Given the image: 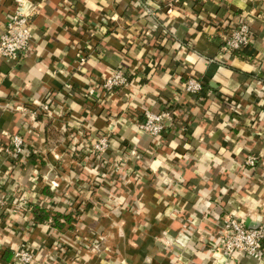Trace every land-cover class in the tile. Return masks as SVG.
I'll return each instance as SVG.
<instances>
[{"label":"crops","instance_id":"0c3cea01","mask_svg":"<svg viewBox=\"0 0 264 264\" xmlns=\"http://www.w3.org/2000/svg\"><path fill=\"white\" fill-rule=\"evenodd\" d=\"M17 1L0 0V35ZM23 1L34 43L0 56V264L22 247L33 264H264L210 253L230 214L264 224V0ZM235 22L252 31L242 54L223 51ZM118 69L130 85L106 96ZM190 77L202 96L185 95ZM167 107L174 126L154 143L140 125ZM86 122L110 139L101 181L75 154ZM17 134L31 157L13 164Z\"/></svg>","mask_w":264,"mask_h":264},{"label":"built area","instance_id":"2783aa9c","mask_svg":"<svg viewBox=\"0 0 264 264\" xmlns=\"http://www.w3.org/2000/svg\"><path fill=\"white\" fill-rule=\"evenodd\" d=\"M188 0H172L169 4V12L177 11ZM18 5L15 12L6 24L4 32L0 35V56L6 63L17 61L26 52L30 51L34 43V33L31 28L30 18L28 14L31 8L30 3L23 0L17 1ZM252 31L245 22H235L233 27L223 35V51L232 53L251 45ZM84 62L85 59L81 58ZM130 75L124 69L113 71L99 85L100 91L111 96L119 89H125L130 85ZM204 84L201 79L195 77L188 78L184 83V93L187 96L198 97L204 92ZM90 98H95V91L88 93ZM40 111L48 113L51 111L48 103L42 104ZM174 126L173 113L170 110H163L155 113L146 111L145 121L140 125L141 132L148 136L154 143H160ZM94 132L91 126L86 122L82 126V131L75 138L76 156L84 159L85 165L93 172L96 180L101 181L104 174L99 171V167L106 162V156L110 151V139L107 136H93ZM6 159L13 164L16 162H24L31 157V153L26 148L22 135H14L9 146L3 150ZM258 159L251 155L245 165L250 170L257 167ZM16 165V164H15ZM8 197L1 191L0 180V208L8 206ZM69 243L63 244L56 250L63 253ZM264 224H260L258 228H249L245 222L237 217L234 213L227 216L221 226L219 240L213 244L210 249L212 256H219L226 261L233 260L236 255H243L250 259L262 260L264 257ZM35 257L27 248H20L14 255V264H33Z\"/></svg>","mask_w":264,"mask_h":264},{"label":"trees","instance_id":"16d2710c","mask_svg":"<svg viewBox=\"0 0 264 264\" xmlns=\"http://www.w3.org/2000/svg\"><path fill=\"white\" fill-rule=\"evenodd\" d=\"M248 48V47H247ZM247 48H244V49H241V50H238V51H234V52H232L233 54L235 53V54H242L243 53V51H245ZM204 84V83H203ZM205 87H206V85L204 84V89H205ZM169 110H170V112H172L173 113V117L175 116V114H174V107H173V110H172V107H167ZM45 219H46V217H45ZM69 219H67V221H68ZM58 220H56V222H57Z\"/></svg>","mask_w":264,"mask_h":264},{"label":"clouds","instance_id":"9594fccd","mask_svg":"<svg viewBox=\"0 0 264 264\" xmlns=\"http://www.w3.org/2000/svg\"><path fill=\"white\" fill-rule=\"evenodd\" d=\"M91 6V5H90Z\"/></svg>","mask_w":264,"mask_h":264}]
</instances>
